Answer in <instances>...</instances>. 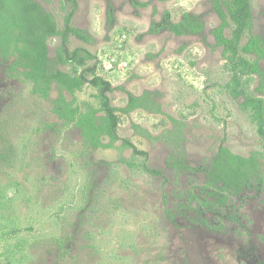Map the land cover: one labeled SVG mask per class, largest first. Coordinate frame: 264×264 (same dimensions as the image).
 Returning <instances> with one entry per match:
<instances>
[{"label": "rangeland", "instance_id": "rangeland-1", "mask_svg": "<svg viewBox=\"0 0 264 264\" xmlns=\"http://www.w3.org/2000/svg\"><path fill=\"white\" fill-rule=\"evenodd\" d=\"M32 1L59 28L73 7L65 0ZM76 2L72 26L92 42L70 36L68 49L95 56L88 64L113 88L111 106L123 108L127 94L149 93L162 113L118 111L120 140L93 149L78 127L51 112L59 97L55 84L48 99H39L0 62V264H264V158L259 180L225 206L208 198L205 205L201 190L219 146L243 157L262 146L242 99L227 92L231 72L212 36L219 25L212 0ZM251 7L252 34L264 40V0ZM183 14L204 25L200 35L168 30ZM246 42L244 36L241 45ZM59 43L48 39L52 61ZM57 69L72 71L50 62V71ZM247 79V94L264 100V75ZM95 93L87 84L73 105L96 107ZM122 140L146 155H132Z\"/></svg>", "mask_w": 264, "mask_h": 264}, {"label": "trees", "instance_id": "trees-1", "mask_svg": "<svg viewBox=\"0 0 264 264\" xmlns=\"http://www.w3.org/2000/svg\"><path fill=\"white\" fill-rule=\"evenodd\" d=\"M72 4L66 12L63 27L59 28L53 15L39 3L32 0H0V62L6 65L7 72L14 79L28 82L31 95L39 99H48L52 85L55 84L59 97L53 101L51 112L65 125L73 124L80 129L83 142L93 149H110L119 141L117 127L119 118L116 113L129 114L137 108L162 113L149 98V93L140 97L127 94L123 108L111 106L109 93L113 91L109 82L96 73V64L89 65L95 56L84 48L68 49L69 37L85 43L92 39L83 31L72 26V17L77 9L76 0H65ZM252 0H212V8L219 19V25L212 31L215 45L222 50L226 67L231 78L226 84L229 95L242 99L240 108L247 113L250 123L255 127L261 140V151L248 157L232 153L228 148L219 146L210 160L205 173L204 204L212 199V205L225 206L233 196H239L248 190L260 178L261 161L264 158V100L251 97L244 89L247 78L252 75L263 76L264 68L259 62L264 60V40L252 34ZM144 6L143 4H141ZM111 15H108V21ZM168 30L175 36L200 35L204 25L197 18L183 14L178 23L170 24ZM229 30V36H226ZM157 30L153 29L156 33ZM247 42L242 46V38ZM58 37L60 43L53 61L48 57V39ZM247 56H254V60ZM50 62L61 66H70L71 73L59 69L50 71ZM89 85L96 90L93 94L97 106H86L82 111L75 103V93ZM261 87V86H260ZM260 89V88H258ZM64 93L72 97L66 101ZM153 106V108H152ZM173 124L175 120L169 118ZM136 134L142 133L139 126H132ZM106 138L107 143L102 140ZM122 147L132 151L134 156H145L128 140H122ZM130 169L136 168L146 174L161 176L158 170L150 169L146 164H132L124 161ZM264 240V239H263Z\"/></svg>", "mask_w": 264, "mask_h": 264}]
</instances>
